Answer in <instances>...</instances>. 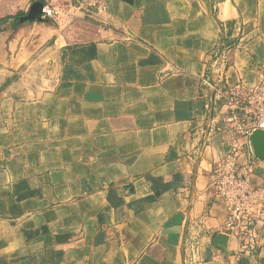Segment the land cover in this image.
<instances>
[{"label": "crops", "instance_id": "obj_1", "mask_svg": "<svg viewBox=\"0 0 264 264\" xmlns=\"http://www.w3.org/2000/svg\"><path fill=\"white\" fill-rule=\"evenodd\" d=\"M47 1L0 0V264H185L192 243L200 264H264V228L242 251L211 188L234 147L254 186L264 159L209 86L257 82L264 0H100L58 19Z\"/></svg>", "mask_w": 264, "mask_h": 264}, {"label": "built area", "instance_id": "obj_2", "mask_svg": "<svg viewBox=\"0 0 264 264\" xmlns=\"http://www.w3.org/2000/svg\"><path fill=\"white\" fill-rule=\"evenodd\" d=\"M74 6L85 12L102 14L107 11L106 4L100 0H48L43 6L42 15L47 19H58ZM214 65L225 70L228 63L223 53L215 55L210 67ZM224 70L218 73L221 78L225 76ZM209 86L230 105L232 115L227 122L239 134L249 139L254 132H264V66L259 70L258 80L253 86H238L230 92L216 84ZM239 159L240 149L234 147L227 157L217 163L211 188L226 207L227 236L236 240L242 251L251 253L257 249L260 230L264 228V184L254 186L251 182L253 164L246 162L241 165ZM187 253L185 264H200L198 244L192 243Z\"/></svg>", "mask_w": 264, "mask_h": 264}, {"label": "water", "instance_id": "obj_3", "mask_svg": "<svg viewBox=\"0 0 264 264\" xmlns=\"http://www.w3.org/2000/svg\"><path fill=\"white\" fill-rule=\"evenodd\" d=\"M43 6L44 5H42V7L40 9L41 14H42ZM250 140L254 145L256 155L259 158L264 159V132H262V131L254 132L251 135ZM226 241H227V239L224 236L218 237L216 239V243H217V245H219V247H224V245L226 244Z\"/></svg>", "mask_w": 264, "mask_h": 264}, {"label": "rangeland", "instance_id": "obj_4", "mask_svg": "<svg viewBox=\"0 0 264 264\" xmlns=\"http://www.w3.org/2000/svg\"><path fill=\"white\" fill-rule=\"evenodd\" d=\"M37 54H39L38 57H37V59H39V58L42 56L43 51H42V52H38ZM38 61H39V60H38ZM40 67H41V68H40ZM40 67L37 68V75H38V77H40L41 74H44V73H45V71H44V67H43V66H40ZM38 81H39V80H38ZM226 105L229 107L228 111L230 112V113H227V114H228V115H227V116H228V117H227V120H228V118L232 115V114H231V113H232V109L230 108V105H229V104H226ZM227 124L231 126L230 123L227 122Z\"/></svg>", "mask_w": 264, "mask_h": 264}, {"label": "trees", "instance_id": "obj_5", "mask_svg": "<svg viewBox=\"0 0 264 264\" xmlns=\"http://www.w3.org/2000/svg\"><path fill=\"white\" fill-rule=\"evenodd\" d=\"M20 16H24V14L23 13H19L18 15H17V17H20ZM20 24V23H19ZM18 26V25H17Z\"/></svg>", "mask_w": 264, "mask_h": 264}]
</instances>
